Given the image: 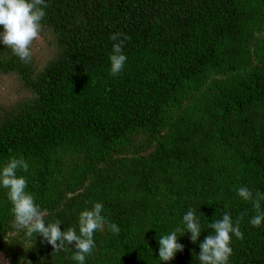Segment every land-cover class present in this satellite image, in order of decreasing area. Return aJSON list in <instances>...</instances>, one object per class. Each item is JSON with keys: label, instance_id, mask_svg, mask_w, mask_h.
Returning <instances> with one entry per match:
<instances>
[{"label": "trees", "instance_id": "trees-1", "mask_svg": "<svg viewBox=\"0 0 264 264\" xmlns=\"http://www.w3.org/2000/svg\"><path fill=\"white\" fill-rule=\"evenodd\" d=\"M45 3V63L0 42V76L25 95L0 105V169L23 158L29 170L17 175L62 231L78 233L80 212L103 204L120 232L96 234L85 264H200L208 225L224 212L243 216L229 264H264V221L252 226L257 213L237 195L264 197V0ZM115 33L130 39L112 76ZM11 208L0 187V264H78L74 245L53 252L27 237ZM189 209L199 240L177 233L183 251L161 261L158 238L183 228Z\"/></svg>", "mask_w": 264, "mask_h": 264}, {"label": "clouds", "instance_id": "clouds-1", "mask_svg": "<svg viewBox=\"0 0 264 264\" xmlns=\"http://www.w3.org/2000/svg\"><path fill=\"white\" fill-rule=\"evenodd\" d=\"M48 5L45 0H0V42L12 50L24 62H30L32 57V45L39 39L42 29V20L46 16L45 9ZM115 33L110 39L116 41L113 44L110 74L116 76L122 73L127 57L123 54L124 41L130 39L128 36ZM18 170L28 172L29 165L23 158H12L0 169V187L7 189V197L12 208L15 226L24 229L25 235L29 238L41 236L53 248V252L66 251L67 246L74 245L75 254L72 259L78 264H85L86 258L93 257L97 245L96 234H103L110 231L119 234L120 228L110 222L102 213L104 206L95 203L89 210L80 212L78 218L79 231L75 228L61 230V222H46V213L36 203V198L28 189V181L22 175H17ZM237 195L244 201L252 203L257 213L251 218L250 223L259 227L264 221V212L261 211V199L264 197L253 192L247 187H240ZM202 214V213H201ZM203 215V214H202ZM243 216L237 217L235 222L230 213L224 212L221 219L214 220L208 225L212 234L205 236L200 243L198 255L200 264H229L233 254L231 247L233 235L237 239H243L244 234L240 230V223ZM184 227H177L170 234L161 235L158 238L159 259L163 262L172 260L177 252H182L184 246L178 243V235L183 236L187 231L191 233L190 240L196 243L202 232L200 219L196 216L194 209H189L183 215Z\"/></svg>", "mask_w": 264, "mask_h": 264}, {"label": "rangeland", "instance_id": "rangeland-1", "mask_svg": "<svg viewBox=\"0 0 264 264\" xmlns=\"http://www.w3.org/2000/svg\"><path fill=\"white\" fill-rule=\"evenodd\" d=\"M49 37L46 31L41 32L39 39L32 45V55L39 62H46L52 53L53 47L48 45ZM19 83L15 78L0 76V105L12 106L19 99L24 98L23 91L19 90Z\"/></svg>", "mask_w": 264, "mask_h": 264}]
</instances>
